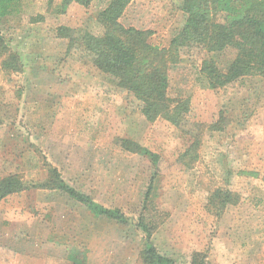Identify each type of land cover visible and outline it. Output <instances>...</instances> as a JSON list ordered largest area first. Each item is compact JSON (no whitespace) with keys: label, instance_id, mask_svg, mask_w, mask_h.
I'll return each mask as SVG.
<instances>
[{"label":"rangeland","instance_id":"374dc122","mask_svg":"<svg viewBox=\"0 0 264 264\" xmlns=\"http://www.w3.org/2000/svg\"><path fill=\"white\" fill-rule=\"evenodd\" d=\"M105 3L93 0L88 8L73 5L55 15L44 0H21L20 16L0 25L23 64L16 74L0 69V178L19 174L29 185L41 184L55 169L131 224L94 218L55 191L27 190L6 201L16 207L13 237L27 248L22 264H142L145 242L133 222L153 166L122 151V139L160 157L153 194L165 217L151 238L159 255L174 264H192L194 254L205 255L206 264H264V81L210 90L198 73L204 54L170 67L169 96L189 101L186 131L216 122L220 112L226 122L222 131L202 133L198 157L186 168L178 162L189 143L181 131L163 119L146 122L130 95L97 72L89 57L66 54L67 41L56 38L59 26L97 34ZM127 8L120 23L151 30L150 42L160 47L184 20L178 0H134ZM40 13L43 21L28 22ZM216 189L239 195L219 216L206 209ZM10 222L0 224L5 233ZM15 254L0 245V264H20Z\"/></svg>","mask_w":264,"mask_h":264},{"label":"trees","instance_id":"16d2710c","mask_svg":"<svg viewBox=\"0 0 264 264\" xmlns=\"http://www.w3.org/2000/svg\"><path fill=\"white\" fill-rule=\"evenodd\" d=\"M50 14L64 15L73 5L88 8L93 0H44ZM132 0H110L97 13V34L65 26L56 28V38L66 40V54L78 51L81 58L89 57L97 72L112 79L116 88L130 95L144 120L152 123L163 119L181 131L188 146L178 157V162L191 168L197 159L202 133L222 131L224 113L216 122L195 124L186 131L189 101L169 96L170 67L185 57L204 54L198 73L204 86L222 90L242 83L244 79L264 81V0H178L183 14L181 28L171 38L168 47L150 42L153 32L149 29L125 27L120 19ZM21 0H0V25L11 17L20 16ZM43 15L28 18L29 23H39ZM80 31V32H79ZM20 55L6 43L0 30V69L6 74L22 72ZM221 60H226L222 66ZM184 129V130H183ZM119 148L138 155L153 166L147 190L141 202L138 217L133 222L144 238L145 248L139 259L142 264H174L159 255L152 243V234L163 223L164 213L154 202L155 181L160 173V157L146 147L129 140L119 141ZM256 176L252 172H242ZM30 189L55 191L66 195L83 206L94 218H103L121 226L130 221L119 209H110L96 203L91 196L68 185L55 169L50 168L47 179L41 184H27L19 174L0 178V202L7 197ZM207 211L219 216L227 205H236L239 195L229 190L216 189L208 196ZM205 255L194 254L192 264H206Z\"/></svg>","mask_w":264,"mask_h":264},{"label":"crops","instance_id":"0c3cea01","mask_svg":"<svg viewBox=\"0 0 264 264\" xmlns=\"http://www.w3.org/2000/svg\"><path fill=\"white\" fill-rule=\"evenodd\" d=\"M109 1L110 0H105V2H106L105 6L108 4ZM133 1L134 0L131 1V4H132ZM126 9H128V8H126ZM126 9H125V11H126ZM40 15H44V13H40ZM166 47H168V46H166ZM115 87H116V85H115ZM24 193H26V191H24ZM21 194L22 193L9 196L5 200L0 202V224L3 221H11L10 224H9V227L6 230V233L4 232L3 228L0 225V245H2V247H6V248L12 250L14 252V254L16 253L15 254L16 255L15 261L20 263V264H22V261H23V256L22 255L24 254V252L27 253L26 252L27 248L24 249V247H23L24 246L23 245L24 242L22 243L21 239H15L13 237V234H14V236L16 234V230L11 229V227L15 228V223L13 222V219L15 218L14 216H15L16 207L13 206V204H9L6 201L11 199V197L19 196ZM20 209L22 210V207L19 208V210L17 212L18 214H20V212H21ZM24 263H26V262H24Z\"/></svg>","mask_w":264,"mask_h":264}]
</instances>
